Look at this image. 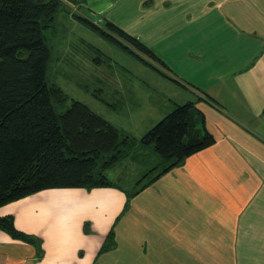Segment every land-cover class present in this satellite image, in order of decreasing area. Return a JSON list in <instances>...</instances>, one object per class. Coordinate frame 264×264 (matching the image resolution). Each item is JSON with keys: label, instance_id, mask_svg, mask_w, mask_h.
<instances>
[{"label": "crops", "instance_id": "0c3cea01", "mask_svg": "<svg viewBox=\"0 0 264 264\" xmlns=\"http://www.w3.org/2000/svg\"><path fill=\"white\" fill-rule=\"evenodd\" d=\"M81 8L153 49L169 78L161 75L187 94L167 102H195L215 142L132 197L120 183L126 173L110 177L128 157L107 171L112 186L46 189L1 207L41 251L0 230V264H264V0ZM141 195L151 196L142 214ZM112 230L115 245L101 252Z\"/></svg>", "mask_w": 264, "mask_h": 264}, {"label": "trees", "instance_id": "16d2710c", "mask_svg": "<svg viewBox=\"0 0 264 264\" xmlns=\"http://www.w3.org/2000/svg\"><path fill=\"white\" fill-rule=\"evenodd\" d=\"M63 5V0H0V208L46 189L112 186L109 169L128 157L144 160L150 151L157 162L137 181L132 197L215 142L195 102L173 103L137 138L49 84L53 53L47 31ZM77 19L126 52L157 64L169 78L164 61L140 39L110 21L100 26L82 15ZM202 99L217 105L209 95ZM0 230L41 251L39 240L18 230L13 216L0 217ZM114 241L112 230L101 252Z\"/></svg>", "mask_w": 264, "mask_h": 264}, {"label": "rangeland", "instance_id": "374dc122", "mask_svg": "<svg viewBox=\"0 0 264 264\" xmlns=\"http://www.w3.org/2000/svg\"><path fill=\"white\" fill-rule=\"evenodd\" d=\"M63 1L65 5L47 31L53 53L47 71L48 83L59 86L71 99L86 104L118 128L141 138L151 128L150 120H160L165 112H170L169 98L177 101L187 94L159 73L160 66L154 64L153 67L149 59L142 61L143 58L126 52L78 20L77 15L93 21L99 18L84 13V9L76 5L83 0ZM94 22L100 26L105 24ZM96 59L100 63H96ZM134 103H138L139 108L133 110ZM129 109H132L131 115H128ZM155 160L156 156L149 162L146 158L127 160L115 167L110 177L126 173V179L120 183L132 192L137 181L141 183L142 176L155 166ZM142 195L137 200L140 214L151 199L149 195L143 200ZM137 249L138 244L135 251Z\"/></svg>", "mask_w": 264, "mask_h": 264}]
</instances>
